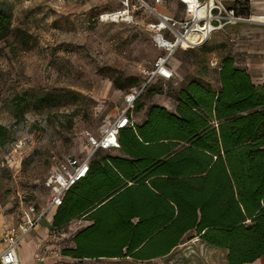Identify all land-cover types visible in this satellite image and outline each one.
<instances>
[{
	"label": "trees",
	"instance_id": "obj_1",
	"mask_svg": "<svg viewBox=\"0 0 264 264\" xmlns=\"http://www.w3.org/2000/svg\"><path fill=\"white\" fill-rule=\"evenodd\" d=\"M11 32V13L0 10V42ZM215 67L217 88L188 81L174 111L149 105L141 123L120 129L119 153L93 154L53 214L56 227L91 221L63 254L146 260L194 229L227 249V264L264 255V82L254 84L231 54ZM7 137L0 123V145Z\"/></svg>",
	"mask_w": 264,
	"mask_h": 264
},
{
	"label": "rangeland",
	"instance_id": "obj_2",
	"mask_svg": "<svg viewBox=\"0 0 264 264\" xmlns=\"http://www.w3.org/2000/svg\"><path fill=\"white\" fill-rule=\"evenodd\" d=\"M122 2L0 0V10L10 12L12 22L11 34L0 42V123L8 128L0 145V233L30 208L44 209L49 195L44 179L53 159L83 154L85 132L97 133L104 119L117 114L125 92L147 79L143 68L150 69L162 52L146 26L153 14L137 0H128L130 7L139 6L134 12L117 20L100 18L122 9ZM163 3L177 5L176 0ZM231 50L220 33L202 48L176 50L174 77L150 81L139 97L135 120L141 122L153 103L174 111L179 88L192 79L217 88L212 60ZM117 153L99 150L94 157ZM65 231L66 226L55 228L47 241L52 247H38V255L54 256L40 264H227V249L205 242L194 229L169 253L146 260L73 258L62 253L70 238Z\"/></svg>",
	"mask_w": 264,
	"mask_h": 264
},
{
	"label": "built area",
	"instance_id": "obj_3",
	"mask_svg": "<svg viewBox=\"0 0 264 264\" xmlns=\"http://www.w3.org/2000/svg\"><path fill=\"white\" fill-rule=\"evenodd\" d=\"M178 1L184 6V14L179 17L172 14L165 15L155 7L149 6L144 0H137L153 14V17L147 20L146 26L155 46L162 52L153 60L150 69L143 68L148 77L142 85L133 87L124 94V104L117 114L112 118L104 119L97 133L85 132L87 150L83 154L69 153L53 159L44 179V185L49 190L44 209L36 212L30 208L16 225L3 231L1 238L4 246L0 251V264H22L17 251L21 240L50 210H55L61 204L68 188L86 174L90 159L97 150L119 148V131L124 127L135 125L132 111L144 87L155 78L169 80L174 77L171 58L176 50L202 47L216 31L224 29L229 24L264 25V13H240L235 8L227 6L222 0ZM122 3L124 6L122 9L101 13L100 18L117 20L123 14L134 12L139 8L134 4L130 7L128 0H123ZM218 64L217 59L212 60V65ZM80 152H83V149ZM43 260V256L36 257L38 264Z\"/></svg>",
	"mask_w": 264,
	"mask_h": 264
},
{
	"label": "crops",
	"instance_id": "obj_4",
	"mask_svg": "<svg viewBox=\"0 0 264 264\" xmlns=\"http://www.w3.org/2000/svg\"><path fill=\"white\" fill-rule=\"evenodd\" d=\"M149 6L155 7L162 13L172 14L175 16H183L184 6L178 0L177 5L168 8L163 0H144ZM227 6L235 8L240 13H264V0H222ZM220 33L228 40V44L232 47L231 55L235 59V63L245 68L251 76V80L254 84H262L264 82V25L250 24V23H237L229 24L224 29L216 31L214 34ZM213 34V35H214ZM212 35V36H213ZM216 59V58H215ZM219 61V60H218ZM173 66V65H172ZM174 68V67H173ZM175 71V70H174ZM165 106V105H163ZM166 107V106H165ZM172 111V110H171ZM135 109L132 111V115L135 123L137 122L134 117ZM116 150V149H111ZM55 210H50L34 227V229L28 233L20 242L18 246V255L22 264H38L35 257L43 256V262L50 261L53 255H38L37 249L40 245L47 248L52 247V243H47L52 239L55 232V228H59L53 225L52 218ZM91 221L81 217H74L68 221L65 233L68 237V246L74 247L75 241L73 236L77 231L86 227ZM2 232L0 233V251L2 250L4 243L2 241ZM37 254L36 256H34ZM72 257V256H71ZM73 258H116L115 256H83ZM41 262V263H43ZM40 264V263H39ZM243 264H264V255L258 257L252 262H245Z\"/></svg>",
	"mask_w": 264,
	"mask_h": 264
},
{
	"label": "bare ground",
	"instance_id": "obj_5",
	"mask_svg": "<svg viewBox=\"0 0 264 264\" xmlns=\"http://www.w3.org/2000/svg\"><path fill=\"white\" fill-rule=\"evenodd\" d=\"M163 14H165V13H163ZM165 15H167V14H165Z\"/></svg>",
	"mask_w": 264,
	"mask_h": 264
},
{
	"label": "snow or ice",
	"instance_id": "obj_6",
	"mask_svg": "<svg viewBox=\"0 0 264 264\" xmlns=\"http://www.w3.org/2000/svg\"><path fill=\"white\" fill-rule=\"evenodd\" d=\"M114 142V141H113Z\"/></svg>",
	"mask_w": 264,
	"mask_h": 264
}]
</instances>
